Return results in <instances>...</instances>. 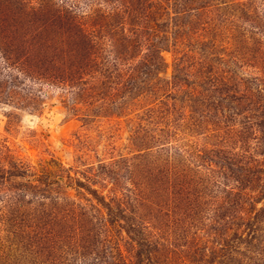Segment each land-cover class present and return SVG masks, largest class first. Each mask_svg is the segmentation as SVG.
<instances>
[{
    "label": "rangeland",
    "instance_id": "rangeland-1",
    "mask_svg": "<svg viewBox=\"0 0 264 264\" xmlns=\"http://www.w3.org/2000/svg\"><path fill=\"white\" fill-rule=\"evenodd\" d=\"M0 264H264V0H0Z\"/></svg>",
    "mask_w": 264,
    "mask_h": 264
}]
</instances>
